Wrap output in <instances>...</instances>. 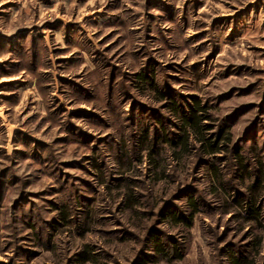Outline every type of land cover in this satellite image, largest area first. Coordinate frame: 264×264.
I'll return each instance as SVG.
<instances>
[{"label":"rangeland","instance_id":"374dc122","mask_svg":"<svg viewBox=\"0 0 264 264\" xmlns=\"http://www.w3.org/2000/svg\"><path fill=\"white\" fill-rule=\"evenodd\" d=\"M192 97L215 152L168 107ZM248 196L264 0H0V264H264Z\"/></svg>","mask_w":264,"mask_h":264},{"label":"trees","instance_id":"16d2710c","mask_svg":"<svg viewBox=\"0 0 264 264\" xmlns=\"http://www.w3.org/2000/svg\"><path fill=\"white\" fill-rule=\"evenodd\" d=\"M142 79L147 78L145 75L142 73L139 74ZM149 80L152 81V79L149 78ZM170 98L172 96L170 95ZM168 107L169 109L175 113L180 121L182 122L183 126L191 128L195 133L199 134L201 137H203V144L201 145L202 149L205 151H210V152H215L217 147H218V140H220L222 136V129L218 133L217 137L213 140L210 138H207L203 136V126L200 124L203 117H207L204 114H201L200 112L203 110V106H200L198 99L196 97H192V100H186L184 99L182 104L180 103H175L173 100H170L168 102ZM171 141V139H168ZM179 141L180 143L185 146L186 141L185 137L179 136ZM155 144V143H154ZM154 147V146H153ZM234 153L236 154L237 161L239 162L240 165H242L243 169L245 170L247 168V164L244 162V158L238 154V149L236 148L234 150ZM257 181L253 183L252 188H254L257 185ZM220 185L223 186V184L220 182ZM257 197H250L246 198V202L243 204L245 213L247 218L253 219L261 224H264V206L263 204L258 203ZM190 205L193 207V211L196 212L197 208V201H194L192 197L189 199ZM172 218L179 222L182 220L188 221L186 218H184L181 215L175 214L173 211L169 212ZM190 223V221H188ZM153 238V244L154 248L160 253V255L163 256V258H168L169 257V252L164 248V245L160 242L159 238L155 236L154 234L152 235ZM172 249L174 250V254H176L175 257H181L180 250L177 247L171 246ZM178 252V254H177ZM85 253L80 254V258L82 259H87L84 255ZM248 262L246 258H240L238 256L234 257L233 259V264H245ZM250 264V262H248Z\"/></svg>","mask_w":264,"mask_h":264}]
</instances>
